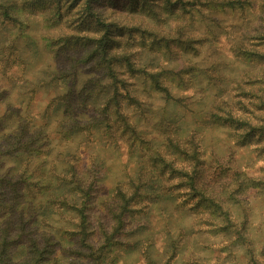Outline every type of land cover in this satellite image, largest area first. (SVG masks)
<instances>
[{
  "label": "rangeland",
  "instance_id": "1",
  "mask_svg": "<svg viewBox=\"0 0 264 264\" xmlns=\"http://www.w3.org/2000/svg\"><path fill=\"white\" fill-rule=\"evenodd\" d=\"M22 1L0 0L18 19L2 18L0 7V145L15 130L28 141V147L13 155L7 146L0 147L5 179L33 189L51 186L57 195L73 200L77 180L92 183L98 190L92 205L99 211L114 205L118 187L129 195L135 190L142 202L127 212L128 223L104 253L106 264H264L263 187L253 185L247 203L230 206L234 222L216 214L203 219L213 210L207 200L200 203L194 197L185 204L193 198L188 187L166 188L179 182L168 161L187 165L190 175L194 172L193 162L172 144L176 139L195 141L203 161L199 187L208 195L217 190L211 185L227 180V172L264 178V159H258L256 146L242 144L233 124L210 116L221 106L219 114L228 117L231 102L241 97L234 83L259 68L262 59L247 60L237 46L264 53V0H181L175 11L165 0H99L93 10L124 30L115 36L120 43L117 59L134 66L132 71L119 67L117 80L97 72L96 62L80 60L77 72L71 71L70 60L78 64L82 53H69L68 59L61 52L67 35H101L99 28L79 30L72 22L81 18L74 15L80 7L63 12L69 27L58 23L53 5L30 11ZM158 37L193 40L194 49L164 54V46L154 44ZM94 47L81 49L90 52ZM61 69L68 75L61 77ZM168 70L184 72L183 80L172 81L160 74L172 98L152 75ZM67 103L73 105L77 124L65 111ZM44 205L36 224L54 235L57 243L52 240L51 247L57 257L64 264L81 262L67 233L74 228L75 212ZM92 220L98 240V223ZM20 256L18 251L16 258Z\"/></svg>",
  "mask_w": 264,
  "mask_h": 264
},
{
  "label": "trees",
  "instance_id": "2",
  "mask_svg": "<svg viewBox=\"0 0 264 264\" xmlns=\"http://www.w3.org/2000/svg\"><path fill=\"white\" fill-rule=\"evenodd\" d=\"M98 1L23 0L21 6L26 10L32 11L31 9L35 7L45 6L47 3L51 4L59 13L60 21L58 23L65 22L67 26L70 23L68 22L69 20H64L63 12L73 13L76 7H80L74 15L79 14L81 18L73 20L72 22L77 24L79 30L93 29V27L99 28L101 35L99 38H89L86 36L68 38L67 35L64 38L66 46L63 47L64 51L61 52L68 59H70L69 53L77 57L79 51L82 53L78 58L79 60H77L78 64L70 60L72 61V66H74L71 71L77 72L76 68L79 67L80 60L84 63L96 62L95 69L97 72H101L103 73L102 75L105 74L111 79L117 80L119 67H126L132 71L134 66L128 59L126 65L120 64L125 60L124 58L117 59L116 54L120 53L117 50L116 43L117 45L120 43L115 36L118 35L116 34L117 31H119L120 35H123L124 30L118 24L108 22L99 17L98 12L93 10L94 5ZM165 2L167 3V7L175 11L180 6L179 3H181V0L172 2L171 0H165ZM184 5L183 3V7ZM0 7L4 9L1 12L2 18L6 16L9 20L18 21L17 18L11 16L6 6L0 3ZM128 30L131 32V29ZM139 31L142 33V37L145 38V30L140 29ZM159 40L162 41L157 42ZM153 41L154 44L164 46L161 49L164 54L174 48L185 49L184 51L186 52L193 51L194 49L193 40H175L172 38L158 37V40L155 38ZM85 45H94L95 47L90 52H87L85 48L81 49ZM237 49L239 55L244 56L247 60H252L251 58L254 59L255 57L261 58L262 60L258 65L259 68H257L254 76L249 73V76H245V78L243 77L234 83L236 89H239L241 97L237 100L233 99L234 102H231L228 117L225 118V116L219 114V111L222 110L221 106H215L214 110H211L210 116L215 120L218 119L216 121L224 120L233 124L236 139L242 142V144L255 145L258 152L257 156L260 160L264 159V53H260L258 50H245L241 46H237ZM95 59L97 60L95 61ZM65 72H67L65 69H61L60 76H67L68 74ZM182 73L184 72H174L172 70L157 74L153 73V81L170 96L169 85L167 87V83L165 86L162 83L163 75L171 81L176 77L183 80ZM160 74L163 75L160 76ZM170 97L172 98V96ZM73 110V105L67 103V109L65 111L72 115V120L77 124L78 120L75 119ZM125 127L129 130L130 124L126 122ZM24 137L15 130L13 135L4 139L5 142L0 147L7 146L11 149L9 155H13L17 153L16 151L23 149V146L28 144V141L26 143L23 142ZM172 144H175L179 149L178 151L186 155V160L189 163L193 162L194 172L190 175L185 168L187 165L184 166L182 164L180 167H177L173 161H168L169 167L172 168L171 170L179 174V182H171V185L166 188L180 189L182 187H188L193 192V198L184 201L185 204L190 203L195 198H199L200 203L203 200H207L208 205L212 206L213 210L212 212L205 213L203 219H210L214 214L224 219L233 218L230 206L235 201L247 203L248 199H246V196L249 193V189L254 187L253 185L264 188V178L256 177V179H252L243 172L237 171L234 174L227 172L228 176H226L227 180L225 182L215 184L214 186L211 185V181L215 179L208 182V185L217 189L210 190L214 193L213 196L208 195L206 191L201 190V187H199L200 177L198 175L199 170L203 168V161L200 159V152L196 147L195 141L190 138H186L184 141L176 139ZM181 144H183V147H181ZM26 147L28 146L26 145ZM163 160L165 161V159ZM222 173L226 172L223 170ZM43 176L44 174L41 173L40 177ZM173 179H176V176ZM93 185L92 183L85 185L81 180H77L74 190L78 196L73 200L68 194L62 193L63 195L61 196L57 195L51 186L49 188L33 189L27 183L21 184L19 180L15 182L11 179L6 180L5 176L0 173V187L3 189L0 192V264H64L60 257H57L56 250L51 247L52 240L55 241L54 235L46 230L47 228L44 229L42 226L40 227L36 224L38 214L45 206L44 203H49L56 210L70 209L75 212L76 217L71 219V224H73L74 228L70 230L71 232L69 231L67 233L71 235L69 240L75 244V253L82 259L77 264H104L107 259L106 254L104 255L105 251L115 244L116 235L122 233L125 225L128 223L129 218H126L127 212L134 210V205L142 201H138L139 194L135 190L133 194L129 195L122 188L118 187L115 193L114 205H107L104 211H99L98 206L92 205V201L96 198L98 191ZM38 194L45 196L35 202ZM31 197H34L35 201H28ZM92 219L97 220L98 223V231L100 233L98 240L96 236L94 237L95 232L91 228L94 225V220ZM202 221L201 217L198 222L201 223ZM232 221L234 222V218ZM18 251L22 254L20 259L16 258ZM167 263L169 264V262Z\"/></svg>",
  "mask_w": 264,
  "mask_h": 264
}]
</instances>
